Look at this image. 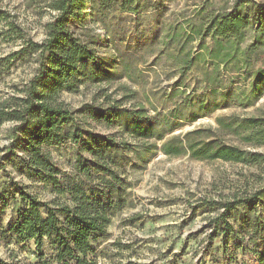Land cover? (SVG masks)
<instances>
[{
	"label": "rangeland",
	"instance_id": "374dc122",
	"mask_svg": "<svg viewBox=\"0 0 264 264\" xmlns=\"http://www.w3.org/2000/svg\"><path fill=\"white\" fill-rule=\"evenodd\" d=\"M235 1L142 0L143 6L159 2L161 8L129 14L120 11L119 0L109 4L86 0V8L69 22V31L90 45L96 59L86 61L78 70L77 90L61 91L57 102L74 112L83 138L97 135L119 146L116 154L107 150L106 154H115V162H108L121 182L115 199L120 196L124 203L120 210L113 209L107 232L93 241L97 264H259L258 252L264 248V193L250 204L227 210L225 206L251 199L255 193L258 196L264 186V158L250 165L200 159L189 152L170 157L162 153L163 141L157 139L160 133L172 131L166 139L202 129L204 132L191 138L209 140L217 126L216 117L264 113V93L249 108L222 107L220 93L225 87L230 83L233 87L243 86L249 79L244 73L220 65L217 81L206 82V74L211 79L216 72L200 46L212 45V41L200 40L196 33L195 37L191 35L194 28L203 29L211 15L230 11ZM254 3L264 4V0H251L243 10L254 11ZM0 10L5 12L0 19L1 104L20 95L17 90L36 73L39 64L35 54L28 51L17 57L11 54L25 40L41 43L45 26L57 11L48 6V0H0ZM253 41L252 27L241 47ZM249 61L256 69L263 67L264 47L255 53L253 49ZM213 85L218 94H211ZM116 104L123 117L111 122L89 109H115ZM139 109L144 115L139 125H133L126 114ZM12 125L5 121L0 126V149L8 144ZM83 146L71 140L45 146L53 164L67 175V183L75 177L79 154L91 163L98 162L94 152L102 150V145L94 144V152ZM134 147L141 148V158ZM248 149L264 156V146ZM3 154L1 151L0 259L36 264L34 241L18 240L9 231L20 207L15 192L21 187L38 200L50 203L63 195L59 196L52 183L27 172L21 148L12 155L2 157ZM101 174L97 173V182L113 180ZM99 176H104V181ZM4 196L7 205L3 206ZM225 221L232 228L226 233ZM45 250L51 253L47 242Z\"/></svg>",
	"mask_w": 264,
	"mask_h": 264
},
{
	"label": "trees",
	"instance_id": "16d2710c",
	"mask_svg": "<svg viewBox=\"0 0 264 264\" xmlns=\"http://www.w3.org/2000/svg\"><path fill=\"white\" fill-rule=\"evenodd\" d=\"M102 1L109 4L117 0ZM118 3L120 11L129 14H139L149 8L156 11L161 8L159 2L143 6L142 0H119ZM245 3H251V0H236L230 11L211 15L203 29L194 28L191 34L193 37L197 34L200 40L209 38L212 41V45L200 44L203 56L212 61L216 72V76H211V79L206 74V82L217 81L220 65L230 67L229 70L232 69L236 73H244L245 78L249 79L246 85L233 87L230 83L225 87L220 93L223 108L230 106L249 108L254 106L264 93V66L256 69L250 66V61L248 62L253 49L255 53L264 47V4L254 3L255 10L252 11L249 8L243 10ZM48 6L57 11V14L46 24L44 40L41 43L25 40L24 45L11 54L17 57L28 51L35 54L39 64L36 73L17 90L20 95L15 94L0 104V126L5 121L13 123L10 140L0 152L3 151L2 157H5L12 155L16 148H21L25 155L22 162L27 172L52 183L59 196H63L52 203L43 202L18 187L15 194L19 195L20 207L9 231L18 240L34 241L36 264H97L93 241L107 232L113 209L120 210L124 203L120 196L115 199L117 187L121 182L108 162L109 160L115 162L119 146L114 140H102L97 135L89 134L88 138H83L84 132L75 122L74 112L66 104L57 102L61 91L77 90L78 70L86 65V61L96 59L90 45L68 29L69 22L86 8V0H48ZM3 17L5 12L0 10V19ZM252 27L254 41L242 48L241 44L245 40L247 30ZM211 89V94H218L216 85ZM117 104L114 106L115 109L100 110L92 107L89 109L100 119L111 122L114 118L123 117V111H119ZM126 115V119L133 120V125H139L144 113L139 109ZM192 120L196 118L193 117ZM216 123L213 138L209 140L191 138L204 132L202 129L166 139L165 136L172 131L163 135L158 134L157 139L163 141L162 153L172 157L189 152L192 157L200 159H220L250 165L263 160L264 156L261 153L248 148L264 146V113L259 115L232 113L216 117ZM133 131L136 133L137 130L133 127ZM227 135L236 138L237 141L226 138ZM68 140L76 144L82 142L83 147L91 152H94V144L98 143L100 147L102 145V150L94 152L96 157L101 159V164L99 158L98 162L91 163L80 154L77 156L78 161L74 166L75 177L71 183H67V175L57 169L45 148ZM124 148L128 149L130 146ZM106 150L115 154L109 156ZM134 150L141 158V148L134 147ZM97 173L98 175L102 173L101 175L105 177L109 175L113 180L97 182L95 178ZM104 176H99L102 181ZM258 192V196L255 193L251 199L227 203L226 210L231 206L250 204L259 200L264 193V186ZM1 199L3 206L7 205L5 196ZM230 229L231 225L225 221L223 232L226 233ZM46 242L51 253L45 250ZM258 259L259 264H264V248L258 252ZM0 264L16 263L0 259Z\"/></svg>",
	"mask_w": 264,
	"mask_h": 264
},
{
	"label": "crops",
	"instance_id": "0c3cea01",
	"mask_svg": "<svg viewBox=\"0 0 264 264\" xmlns=\"http://www.w3.org/2000/svg\"><path fill=\"white\" fill-rule=\"evenodd\" d=\"M156 10L154 9L153 11H151V12H155ZM147 13H150V12H147Z\"/></svg>",
	"mask_w": 264,
	"mask_h": 264
}]
</instances>
